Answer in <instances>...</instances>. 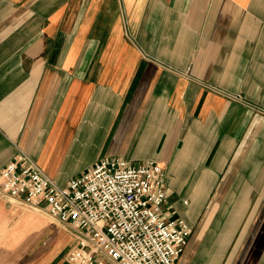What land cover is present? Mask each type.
Returning <instances> with one entry per match:
<instances>
[{"label":"crops","instance_id":"obj_1","mask_svg":"<svg viewBox=\"0 0 264 264\" xmlns=\"http://www.w3.org/2000/svg\"><path fill=\"white\" fill-rule=\"evenodd\" d=\"M19 150L61 187L157 163L177 264H264V0H0V171ZM20 207L0 182V264H70Z\"/></svg>","mask_w":264,"mask_h":264},{"label":"built area","instance_id":"obj_2","mask_svg":"<svg viewBox=\"0 0 264 264\" xmlns=\"http://www.w3.org/2000/svg\"><path fill=\"white\" fill-rule=\"evenodd\" d=\"M0 182L11 205L47 211L79 233L70 264H177L193 232L166 210L167 177L157 163L103 158L61 187L19 150Z\"/></svg>","mask_w":264,"mask_h":264},{"label":"rangeland","instance_id":"obj_3","mask_svg":"<svg viewBox=\"0 0 264 264\" xmlns=\"http://www.w3.org/2000/svg\"><path fill=\"white\" fill-rule=\"evenodd\" d=\"M19 212H33L39 215V217L42 219V222L38 224L39 228L35 230L39 236V238H43L42 244L45 245V248H50L54 242L58 241V239H61L64 236H71L76 241L78 240L79 233L74 230L69 225H63L60 223L57 219L53 218L47 211L41 210V209H35L28 206H21L19 209ZM73 247L69 249L68 252H63V258L67 261L68 254L70 253V250ZM1 261V256H0ZM4 261H2V264Z\"/></svg>","mask_w":264,"mask_h":264}]
</instances>
